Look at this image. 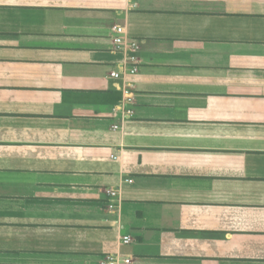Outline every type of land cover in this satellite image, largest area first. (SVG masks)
Segmentation results:
<instances>
[{
    "label": "crops",
    "instance_id": "obj_1",
    "mask_svg": "<svg viewBox=\"0 0 264 264\" xmlns=\"http://www.w3.org/2000/svg\"><path fill=\"white\" fill-rule=\"evenodd\" d=\"M0 264H264V0H0Z\"/></svg>",
    "mask_w": 264,
    "mask_h": 264
},
{
    "label": "built area",
    "instance_id": "obj_2",
    "mask_svg": "<svg viewBox=\"0 0 264 264\" xmlns=\"http://www.w3.org/2000/svg\"><path fill=\"white\" fill-rule=\"evenodd\" d=\"M115 30L118 33L117 35L114 36L115 42L118 43V44H121L123 42V37L120 35V33L123 31V27L116 26L115 27ZM131 47L136 49V48H139V45L137 44V42H132ZM132 58L134 59L135 57H132ZM135 70H136V67L135 66L131 68V71L132 72H134ZM112 76L117 77V76H119V73L116 72V71H113L112 72ZM115 128H118V126H115ZM111 193L113 195H116L117 194V191L111 190ZM124 241L125 242H130L131 241V237L129 235L128 236H125L124 237Z\"/></svg>",
    "mask_w": 264,
    "mask_h": 264
}]
</instances>
